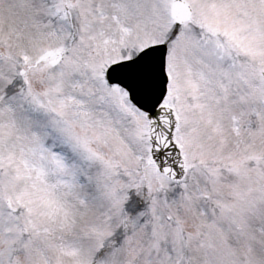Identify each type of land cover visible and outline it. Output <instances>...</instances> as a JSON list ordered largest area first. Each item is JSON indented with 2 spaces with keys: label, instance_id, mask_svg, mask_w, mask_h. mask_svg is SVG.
I'll list each match as a JSON object with an SVG mask.
<instances>
[{
  "label": "snow or ice",
  "instance_id": "6c2138e0",
  "mask_svg": "<svg viewBox=\"0 0 264 264\" xmlns=\"http://www.w3.org/2000/svg\"><path fill=\"white\" fill-rule=\"evenodd\" d=\"M0 264H264V0H0Z\"/></svg>",
  "mask_w": 264,
  "mask_h": 264
}]
</instances>
